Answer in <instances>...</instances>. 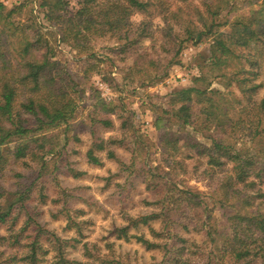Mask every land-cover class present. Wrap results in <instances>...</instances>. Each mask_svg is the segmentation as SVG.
Wrapping results in <instances>:
<instances>
[{
  "label": "trees",
  "instance_id": "trees-1",
  "mask_svg": "<svg viewBox=\"0 0 264 264\" xmlns=\"http://www.w3.org/2000/svg\"><path fill=\"white\" fill-rule=\"evenodd\" d=\"M71 1L25 0L11 9H7L0 2V172L9 161L21 160L25 161V164L30 161L46 175L49 171V174H53L56 164L63 158L61 150L63 149L64 154H68V151L71 153L68 143L80 141L78 136L70 135L72 131L69 128L75 113V100L58 85L66 78V74H62L61 70L57 69L58 65L51 60L52 48L42 39L32 19L29 18L28 24L23 25L16 22L15 15H19L23 9L34 3L42 11L44 21L58 33L60 41L79 51L82 49L80 43L90 37L116 35L127 30L130 34L132 15L135 12L145 15L151 6V0H74V11L69 15ZM215 2V6L206 5V12L211 19L224 10H227L228 14L235 12L230 0ZM246 4L248 10L230 23L225 21L218 25L212 20L209 24L202 23L201 30H186L189 39L195 42L201 41L202 38L211 39L208 52L201 55V75L194 79L190 87L170 93L164 104L153 105V125L159 133V147L165 156L162 159L165 166L183 170V162H167L170 158L175 159L180 155L186 159L197 158L196 161L204 158L210 168L219 169L228 164L231 166L230 174L220 182L222 197L218 200L219 209H231V212L223 215L226 230L230 233L224 235L221 248L215 246L216 250L212 248L207 254L211 258L213 256L221 259L228 254L231 264H248L254 260L264 262V208L254 211L245 209L252 202L250 192L256 197L264 198V193L256 189L259 186L264 189V96L259 102L254 100L257 90L261 87L255 81L264 60V0H248ZM159 6L163 7L161 3ZM32 10L31 8L30 11ZM225 26H228V32L218 33L217 29ZM150 37L147 21H141L134 32L131 45ZM128 40L131 41L129 38ZM174 57L173 55L166 63L167 67L176 64ZM94 68L96 67L92 69ZM131 73L145 74L143 80L139 79L140 86L160 78L155 75L156 68L143 69L135 62L128 68V78ZM213 82L220 88H213ZM23 93L26 94L25 99L17 103L18 96ZM92 94L90 101H94L93 111L98 115L103 113L104 117L98 118L97 113L92 114L91 124L103 129H112L114 122L111 116L114 115L116 120H120L121 128L128 129V138H132L134 148H128L132 161L126 170L128 174L133 175L135 159L142 156L146 161L149 157L150 146L147 140L134 130L129 111L128 117H125V104L106 105L99 99L95 90H92ZM172 126H175L176 130H173ZM188 128L208 143H202L187 131ZM91 137L92 142L84 156L87 164L100 166L101 152H105L108 159L116 158L113 150L108 147L121 146L119 138L93 140L92 135ZM54 157L56 161L53 164ZM146 169L150 178L163 180L161 175L164 174L153 175L154 169ZM71 172L75 179L83 174L77 170ZM165 184L168 185L167 181ZM169 185L172 187L168 189L169 192L166 191V197L159 201L160 205L152 203L160 206L157 213L128 216L125 225L115 226L108 235L125 241L134 239L145 250L164 249L166 255L167 245H162L159 241L169 237L171 226L168 219L171 209H178L183 203L195 212L199 208L207 207V204L199 199L198 193L185 187L178 188L177 184ZM23 187V191L17 189L0 193V227L6 226L5 231L10 233L8 237L0 234V246L6 242H10L8 245L11 247L19 245L20 234L26 228L33 227L34 235L29 237L30 240L26 244L27 253L19 261L41 264L42 257L49 251L43 249L39 243L40 237L43 236L52 252L51 264H79L68 257L67 248L81 243L83 224L75 222L67 211L66 219L73 220L71 226L76 230V237L65 240L45 230L34 222V216L27 212L24 203L30 197V187ZM164 200L170 203L171 207L169 204L164 206ZM86 201L88 199L84 202ZM22 212L26 220L19 231L15 232L13 229ZM82 214V210L76 212V215ZM200 219V230L207 226L204 233L211 243L217 235L223 237L209 224V216L204 220L200 216ZM155 220H160L157 229L151 225ZM142 227H146L150 238L138 232ZM130 230L135 233L130 234ZM173 239L180 244L189 242L187 239H180L176 234H173ZM191 243L194 244L193 241ZM82 247L84 256L91 258L87 244H82ZM170 247L173 249L171 245ZM10 260L13 262L15 258ZM173 262L193 264L188 259L166 260L167 264ZM214 262L211 259L208 264ZM0 264H8L2 260V251ZM99 264L115 263L101 261Z\"/></svg>",
  "mask_w": 264,
  "mask_h": 264
},
{
  "label": "rangeland",
  "instance_id": "rangeland-1",
  "mask_svg": "<svg viewBox=\"0 0 264 264\" xmlns=\"http://www.w3.org/2000/svg\"><path fill=\"white\" fill-rule=\"evenodd\" d=\"M24 1L0 0L7 9ZM100 1L104 2V0ZM158 2L162 4V8ZM247 2L248 0H230L235 12L228 14L227 10H224L211 19L206 12V5L215 6V0H151V6L148 8L149 16L148 13L143 15L135 12L130 18V34L127 30L116 35L90 37L84 43H80L82 49L79 51L60 41L58 33L56 34L54 29H51L44 21L42 11L34 3L28 5L19 15H15L16 22L23 25L28 24L29 18L32 19L42 39L46 40L52 48L51 60L58 65L57 69H60L62 74H66V78L58 85L75 100V113L69 128L72 131L70 135L78 136L80 141L68 143L71 153L68 151V154H64L63 149L61 150L63 158L56 164V171L53 174H49L50 171L47 175L42 173L39 167L30 161H27V164L21 160L9 161L0 172V193L17 189L23 191V186L30 187V197L24 203L28 209L27 212L34 216L33 221L39 226L53 232L61 239L68 240L76 237V230L71 226L73 220L66 219L67 211L69 217L71 216L75 222L83 224L81 243L74 245L73 248H67L68 257L78 261L79 264H99L101 261H112L115 264H167L166 260L172 258L188 259L193 264H208L211 259L215 261L214 264H231L228 254L222 259L207 256L212 248L216 250L215 246L221 248L224 235L230 233L226 230L223 215L231 212V209H219L218 200L222 197L219 190L220 182L230 174L231 166L228 164L219 169L210 168L204 158L196 161L197 158L186 159L182 155L175 159L170 158L167 162L181 161L185 166L183 170L170 165L165 166L166 164L162 162L165 156L159 147V133L153 125V105L164 104L170 93L190 87L194 79L201 75L199 70L201 55L208 52L211 39L202 38L201 41L195 42L189 39L186 30L191 29L193 32L201 30L202 23L209 24L212 20L218 25L225 21L230 23L235 17L248 10ZM74 7L75 3L72 0L68 8L69 15L74 11ZM31 8L32 11H30ZM141 21H147V31L151 33V37L131 45L134 41L132 40L134 32ZM228 30V26L217 29L218 33H226ZM128 38L131 39L130 42ZM173 55L176 64L167 67L166 63ZM262 61L255 81L261 85L254 96L256 102L264 96V60ZM133 62L143 69L156 68V74H154L160 78L140 86L139 79L143 80L144 73H131V77L128 78V68ZM93 67L96 68L92 69ZM212 86L216 89L220 88L215 82ZM92 90L97 92L99 99L106 105L125 104V117H128L129 111L134 130L145 138L144 140H147L150 146V154L146 161L142 156L135 159L133 175L128 174L126 170L132 161L128 148H134L132 138H128L130 135L128 129L121 128L120 120H116L114 115L111 116L114 122L112 129H103L90 122V116L97 113L93 111L94 101H90V97L93 96ZM25 97V93L20 94L17 103L23 101ZM96 115L98 118L104 117L103 113ZM172 129L176 130V127L172 126ZM187 131L191 132L189 128ZM191 133L202 143H208L200 135ZM91 135L93 140H105L107 137L119 138L121 146L108 147L113 150L116 158L108 159L105 152H101L100 166L87 164L84 156L92 142ZM55 161L54 157L53 164ZM148 167L154 169L153 175L164 174L161 175L164 177L163 180L150 178L146 173ZM156 168L157 171H155ZM69 169L82 171L83 174L75 179ZM169 184H177L178 188L185 187L198 193L199 199L207 204V207L199 208L195 212L183 203L178 209H171L168 219L171 226L169 237L162 241L158 240L162 245H167L166 255L164 249L145 250L134 239L125 241L116 239L114 235H108L115 226L125 225L128 216L157 213L160 207L157 206L160 205L159 201L166 197V191L169 192L168 189L172 187ZM256 189L264 193L262 187L259 186ZM250 195L252 202L245 209L262 210L264 198L256 197L251 192ZM87 199V203L84 202ZM168 204L171 207V204L164 200L163 205ZM80 210L83 214L76 215V212ZM200 216L202 220L209 216V224L223 237L217 235L211 243L204 233L207 226L200 230V223H202ZM25 220L26 217L22 212L18 216L13 231H19ZM159 223L160 220H155L151 222V225L157 229ZM5 227H0V234L8 237L10 233L5 231ZM138 232L150 238L146 227L140 228ZM129 233L134 234L135 231L130 230ZM173 234L189 242L180 244L173 239ZM20 235L19 245L11 247L8 245L10 242H6L0 246L2 260L8 264H27L19 259L27 253L26 244L30 240L29 237L34 235L33 227L26 228ZM192 241L194 244L191 243ZM39 243L43 249L49 250L42 257L41 264H51L52 252L48 242L41 236ZM82 244H87L91 258L84 256ZM181 249H183L182 252ZM12 257L16 261L10 262ZM173 264L177 263L173 262ZM248 264H264V262L254 260Z\"/></svg>",
  "mask_w": 264,
  "mask_h": 264
}]
</instances>
